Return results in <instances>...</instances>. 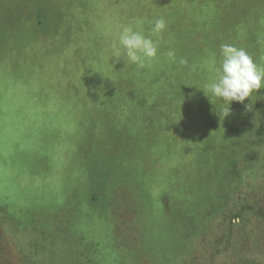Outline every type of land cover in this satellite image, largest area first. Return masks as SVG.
Instances as JSON below:
<instances>
[{
    "label": "rangeland",
    "instance_id": "374dc122",
    "mask_svg": "<svg viewBox=\"0 0 264 264\" xmlns=\"http://www.w3.org/2000/svg\"><path fill=\"white\" fill-rule=\"evenodd\" d=\"M161 17L157 60L111 55ZM222 44L264 66V0H0V264H264V89L223 120L190 89ZM229 148L209 211L193 169Z\"/></svg>",
    "mask_w": 264,
    "mask_h": 264
},
{
    "label": "clouds",
    "instance_id": "9594fccd",
    "mask_svg": "<svg viewBox=\"0 0 264 264\" xmlns=\"http://www.w3.org/2000/svg\"><path fill=\"white\" fill-rule=\"evenodd\" d=\"M150 23L149 35L144 34L139 21L121 26L110 45L111 55L115 58L123 56L129 64L138 68H144L157 60L161 36L167 28V22L161 17ZM164 55L168 62H177L174 50L170 49ZM178 62L180 65L188 63L185 59ZM212 73L203 92L208 98L210 96L218 101L215 109L222 120L230 114L232 102L243 103L253 93L264 89V66L255 63L245 49L235 45L220 46L219 60L214 62Z\"/></svg>",
    "mask_w": 264,
    "mask_h": 264
},
{
    "label": "trees",
    "instance_id": "16d2710c",
    "mask_svg": "<svg viewBox=\"0 0 264 264\" xmlns=\"http://www.w3.org/2000/svg\"><path fill=\"white\" fill-rule=\"evenodd\" d=\"M179 96L183 94L184 96H188L186 94V90L183 87H180ZM184 89V91H183ZM191 92L195 96V98H199L203 95V90L200 89L199 85H192L191 86ZM240 138L238 137L239 141ZM232 142V141H231ZM236 141L232 142L235 144ZM224 153L221 155V159H223L222 163H219L217 158V166H210L207 163V160L209 159L208 153H201L199 155L198 160L196 161V166H194V175L198 178H200L202 181H210L212 179H216L215 181H212V184L208 187H201L200 193L205 194L208 198V200L211 202L210 210L213 211H219L220 209L225 208V204L227 202L228 197L233 195L237 189V186L239 185V175L237 173V168L235 167V163L233 160V152H235V149L229 148L228 150H224ZM93 181V177L90 176ZM95 200V201H94ZM93 202L98 201V199L93 197ZM223 211V210H222Z\"/></svg>",
    "mask_w": 264,
    "mask_h": 264
}]
</instances>
